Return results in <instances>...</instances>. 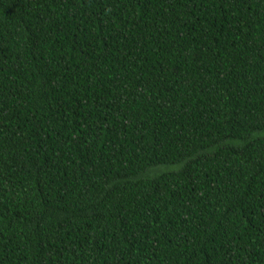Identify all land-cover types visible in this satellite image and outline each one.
Wrapping results in <instances>:
<instances>
[{"label": "trees", "instance_id": "16d2710c", "mask_svg": "<svg viewBox=\"0 0 264 264\" xmlns=\"http://www.w3.org/2000/svg\"><path fill=\"white\" fill-rule=\"evenodd\" d=\"M0 264H264V0H0Z\"/></svg>", "mask_w": 264, "mask_h": 264}]
</instances>
